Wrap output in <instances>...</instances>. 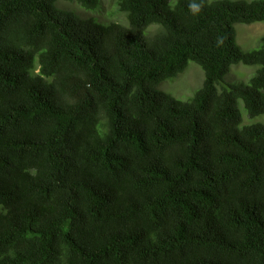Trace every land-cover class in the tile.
<instances>
[{
    "label": "trees",
    "instance_id": "obj_1",
    "mask_svg": "<svg viewBox=\"0 0 264 264\" xmlns=\"http://www.w3.org/2000/svg\"><path fill=\"white\" fill-rule=\"evenodd\" d=\"M64 2L0 0V264H264V0Z\"/></svg>",
    "mask_w": 264,
    "mask_h": 264
},
{
    "label": "rangeland",
    "instance_id": "obj_2",
    "mask_svg": "<svg viewBox=\"0 0 264 264\" xmlns=\"http://www.w3.org/2000/svg\"><path fill=\"white\" fill-rule=\"evenodd\" d=\"M110 0H101L100 10L97 12H85L81 10L76 4H63L64 8L72 9L77 13L84 16H95L97 19L102 20L103 18L110 19L107 15L109 12L114 10L112 4L109 3ZM123 16L116 14L114 17L115 21H122ZM236 32V42L241 46L243 50H249L256 48L259 44L261 36H264V23H254L251 25L237 24L234 26ZM157 28L151 27L150 32L156 31ZM253 45V46H252ZM188 68L174 81L169 87V84L163 86L164 90L167 91L171 96L179 101H184L200 86L201 71L199 68L193 64L188 63ZM257 66H235L232 67L231 71L227 75V80H246L255 71ZM194 70V71H193ZM200 71V72H199ZM262 121V120H261Z\"/></svg>",
    "mask_w": 264,
    "mask_h": 264
},
{
    "label": "clouds",
    "instance_id": "obj_3",
    "mask_svg": "<svg viewBox=\"0 0 264 264\" xmlns=\"http://www.w3.org/2000/svg\"><path fill=\"white\" fill-rule=\"evenodd\" d=\"M171 1H173V0H171ZM246 1H251V0H246ZM65 4L66 3H68L69 4V2H64ZM73 4H76V3H73ZM78 7H79V5L78 4H76ZM204 7V0H200V3H195V2H190L189 3V9L191 10V12L193 13V14H197V13H199L201 10H202V8ZM80 8V7H79ZM81 9V8H80ZM81 10H83V9H81ZM83 11H85V10H83ZM85 12H88V11H85ZM256 23H264V22H256ZM252 24H254V23H252ZM244 25H246V24H244ZM249 25H251V24H249ZM151 27H155V28H157V29H159L160 30V26L159 25H156V24H152V25H149L148 27H147V34L149 35V34H151V33H153V32H150L149 30H150V28ZM156 29V30H157ZM263 36H261L260 37V39L262 38ZM260 41V40H259ZM221 41L219 40V38H218V43H220ZM237 43V42H236ZM238 45V44H237ZM240 46V45H239ZM253 46V45H252ZM241 47V46H240ZM190 63V62H189ZM192 63V62H191ZM194 64V63H193ZM196 65V64H195ZM188 66L189 65H187L186 67H185V69L183 70V71H180V72H178L177 74H176V76L175 77H173V78H170V79H167L166 81H164V82H162L159 86H158V88L161 90V91H164L165 93H167V94H169L167 91H170V90H164L163 89V86L165 85V84H169V83H171V84H169V87L171 88V85L174 83V81L188 68ZM197 66V65H196ZM198 67V66H197ZM248 67V66H247ZM199 68V67H198ZM199 70L201 71V69L199 68ZM194 71V70H193ZM199 71V72H200ZM227 77V76H226ZM203 79H204V75H203V73H202V71H201V79H200V86L198 87V88H200L201 87V85H202V83H203ZM226 79V78H225ZM197 88V89H198ZM170 95V94H169ZM173 97V96H172ZM174 98V97H173ZM177 100V99H176Z\"/></svg>",
    "mask_w": 264,
    "mask_h": 264
}]
</instances>
